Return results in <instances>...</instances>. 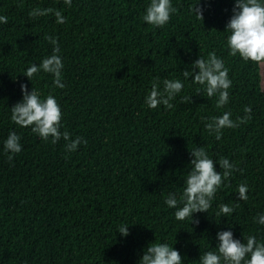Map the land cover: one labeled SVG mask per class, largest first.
<instances>
[{"label":"trees","instance_id":"16d2710c","mask_svg":"<svg viewBox=\"0 0 264 264\" xmlns=\"http://www.w3.org/2000/svg\"><path fill=\"white\" fill-rule=\"evenodd\" d=\"M198 0H171L177 11L163 27L143 20L150 0H0V264H138L150 243L178 250L182 264H200L202 252L216 251L217 233L231 230L246 242L264 243V64L231 56L226 25L235 0H201L204 20L191 8ZM264 2V0H262ZM34 9L60 11L29 17ZM58 41L63 69L42 70L32 81L24 75L53 52L45 39ZM215 52L229 70V102L197 93L194 75L185 78L200 55ZM198 72V69H196ZM184 87L173 107L149 108L145 99L153 81ZM41 98L53 95L62 112L61 132L83 137L75 151L55 144L11 120V108L23 100L21 85ZM192 97V102H182ZM251 119L223 129L217 140L205 124L224 112ZM20 136L22 150L9 161L4 141ZM203 147L216 162L234 164L218 188L208 212L178 221L165 200L179 201L191 171L190 149ZM248 187V200L238 186ZM234 209L217 215L219 205ZM182 206V205H179ZM129 225V235L118 232Z\"/></svg>","mask_w":264,"mask_h":264},{"label":"clouds","instance_id":"9594fccd","mask_svg":"<svg viewBox=\"0 0 264 264\" xmlns=\"http://www.w3.org/2000/svg\"><path fill=\"white\" fill-rule=\"evenodd\" d=\"M201 0L191 8L199 20H204ZM71 6L72 0H65ZM177 11L171 4V0H150L146 8L143 20L154 27L166 25L171 14ZM54 14L59 24L65 23V17L60 11L53 9H34L29 12L30 18ZM0 22L7 23V18L0 16ZM227 47L230 55L235 57L239 54L245 62L252 61L256 64H264V2L262 0H235L233 15L226 25ZM53 45V52L45 57L39 65L32 64L27 68L26 75L30 81L35 74L41 70L54 76V85L64 88L61 82L63 69L62 58L59 55L60 48L58 41L45 36ZM198 69V72L196 71ZM185 78L194 75V84L200 85L197 93L203 92L208 98L216 97V107L222 108L229 102L228 89L232 86L229 79V70L225 67L224 61L217 57L215 52L208 54L207 59L200 55L191 65V70L183 71ZM184 85L180 80L166 79L163 81V90H159L158 81H153L150 94L146 97L145 103L151 109H156L159 105L171 109V101L180 93ZM23 100L11 108V120L20 127H31L32 132L38 134L43 140L51 138L53 144L59 142L61 138L65 140L66 148L75 151L81 143L87 144L83 137L71 139L69 132H61L62 112L59 104L53 95L41 98V93L34 87L31 92L27 84L21 85ZM182 102H192V97H184ZM244 117H237L232 120L230 112H224L220 116L211 118V122L205 124L209 133H214L215 138H222L223 129L239 127L241 123H247L251 119V107H245ZM22 146L20 136L15 132H10L4 141V151L11 153L9 161L14 155L20 153ZM192 159L190 161L191 171L185 181L183 193L177 199L175 193H169L165 204L169 208L176 209L174 215L176 220L184 221L191 219L192 223L198 224L194 214L208 212L212 206V200L223 181L227 179L233 169L234 164L227 158H220L219 166L222 171L216 170V162L209 158L203 147L190 149ZM238 198L248 200V187L241 184L238 186ZM182 205V206H179ZM220 211L217 215L230 216L234 209L227 204L219 205ZM259 224L264 225V214L254 218ZM129 225H121L118 232L123 236L129 235ZM218 243L216 251L202 252L200 264H264V243H258L255 236L247 237L246 242H241L234 238L231 230L217 233ZM138 264H182V256L178 250L167 243H150L144 250Z\"/></svg>","mask_w":264,"mask_h":264},{"label":"rangeland","instance_id":"374dc122","mask_svg":"<svg viewBox=\"0 0 264 264\" xmlns=\"http://www.w3.org/2000/svg\"><path fill=\"white\" fill-rule=\"evenodd\" d=\"M264 72V71H263ZM263 83H264V76H263Z\"/></svg>","mask_w":264,"mask_h":264}]
</instances>
